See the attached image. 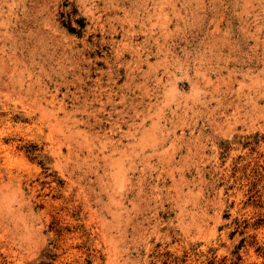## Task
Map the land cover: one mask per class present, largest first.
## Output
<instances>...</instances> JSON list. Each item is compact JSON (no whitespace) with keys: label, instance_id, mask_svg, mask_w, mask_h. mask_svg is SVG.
Segmentation results:
<instances>
[{"label":"rangeland","instance_id":"1","mask_svg":"<svg viewBox=\"0 0 264 264\" xmlns=\"http://www.w3.org/2000/svg\"><path fill=\"white\" fill-rule=\"evenodd\" d=\"M0 264H264V0H0Z\"/></svg>","mask_w":264,"mask_h":264},{"label":"trees","instance_id":"2","mask_svg":"<svg viewBox=\"0 0 264 264\" xmlns=\"http://www.w3.org/2000/svg\"><path fill=\"white\" fill-rule=\"evenodd\" d=\"M70 32H73L74 31V29L73 28H70V29H68Z\"/></svg>","mask_w":264,"mask_h":264},{"label":"bare ground","instance_id":"3","mask_svg":"<svg viewBox=\"0 0 264 264\" xmlns=\"http://www.w3.org/2000/svg\"><path fill=\"white\" fill-rule=\"evenodd\" d=\"M26 93V92H25ZM43 93V92H42ZM29 94V93H28ZM34 98V97H33Z\"/></svg>","mask_w":264,"mask_h":264}]
</instances>
